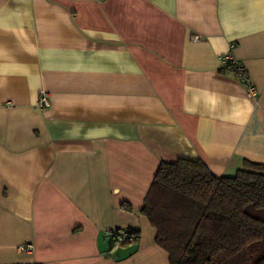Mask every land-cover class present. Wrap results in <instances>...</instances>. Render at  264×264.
Returning a JSON list of instances; mask_svg holds the SVG:
<instances>
[{
  "label": "crops",
  "instance_id": "0c3cea01",
  "mask_svg": "<svg viewBox=\"0 0 264 264\" xmlns=\"http://www.w3.org/2000/svg\"><path fill=\"white\" fill-rule=\"evenodd\" d=\"M180 157L264 163V0H0V264H169L139 210Z\"/></svg>",
  "mask_w": 264,
  "mask_h": 264
},
{
  "label": "trees",
  "instance_id": "16d2710c",
  "mask_svg": "<svg viewBox=\"0 0 264 264\" xmlns=\"http://www.w3.org/2000/svg\"><path fill=\"white\" fill-rule=\"evenodd\" d=\"M139 213L169 264H264V163L244 160L234 175L217 176L199 157L161 161ZM127 229L120 244L138 242L139 230Z\"/></svg>",
  "mask_w": 264,
  "mask_h": 264
},
{
  "label": "built area",
  "instance_id": "2783aa9c",
  "mask_svg": "<svg viewBox=\"0 0 264 264\" xmlns=\"http://www.w3.org/2000/svg\"><path fill=\"white\" fill-rule=\"evenodd\" d=\"M232 47H234V44H229V49H231ZM219 59L223 65V67H227L230 66L232 68V71L235 73L237 79L242 82L243 84H245L247 93L252 96L255 97L256 96V89L255 87L249 82L248 79V73L245 69V67L240 63V61H238L237 59H235L230 52H227L225 54H221L219 55ZM36 104L41 107V108H45L48 106V98L46 93H42L38 98H37V102ZM129 229L127 228H114L111 230V234H113V236H116L118 238L117 241L121 242L123 240L126 239V237L129 235ZM20 250H25L27 252H30L33 249V244L31 243H27L25 245H20L18 247Z\"/></svg>",
  "mask_w": 264,
  "mask_h": 264
},
{
  "label": "rangeland",
  "instance_id": "374dc122",
  "mask_svg": "<svg viewBox=\"0 0 264 264\" xmlns=\"http://www.w3.org/2000/svg\"><path fill=\"white\" fill-rule=\"evenodd\" d=\"M105 237H106V242L109 243V245H110V243H113L114 245L120 247V249H125L127 246H129V245L131 246V244H132V243L131 244H128V245H122V244H120V242L117 241L118 238L116 236H113V234H111V233L109 235H106ZM146 239L148 241H150L149 234L146 235ZM122 252H124V251H122Z\"/></svg>",
  "mask_w": 264,
  "mask_h": 264
}]
</instances>
